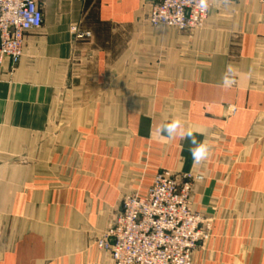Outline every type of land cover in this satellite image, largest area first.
<instances>
[{
	"label": "crops",
	"instance_id": "crops-1",
	"mask_svg": "<svg viewBox=\"0 0 264 264\" xmlns=\"http://www.w3.org/2000/svg\"><path fill=\"white\" fill-rule=\"evenodd\" d=\"M152 2L38 0L42 26L2 60L0 264H112L95 241L160 170L203 177L191 264H264V0H214L190 32L147 24ZM177 117L207 159L160 132Z\"/></svg>",
	"mask_w": 264,
	"mask_h": 264
},
{
	"label": "built area",
	"instance_id": "built-area-1",
	"mask_svg": "<svg viewBox=\"0 0 264 264\" xmlns=\"http://www.w3.org/2000/svg\"><path fill=\"white\" fill-rule=\"evenodd\" d=\"M206 3L202 8L200 0H153L145 21L180 32L198 30L214 0ZM42 23L38 0H0V64L7 59L13 70L22 57L25 35ZM89 36L88 32L76 35ZM202 179L199 174L158 171L145 192L122 198L119 212L95 246L109 255L112 264H191L194 251L211 230V222L190 205L194 183Z\"/></svg>",
	"mask_w": 264,
	"mask_h": 264
},
{
	"label": "clouds",
	"instance_id": "clouds-1",
	"mask_svg": "<svg viewBox=\"0 0 264 264\" xmlns=\"http://www.w3.org/2000/svg\"><path fill=\"white\" fill-rule=\"evenodd\" d=\"M200 6L202 8L207 6L206 0H200ZM231 74H233V69L231 66L228 68V72L223 78L224 87H230L233 83L231 79ZM160 132L166 133L169 139L179 136L182 140H187L189 142V149L193 162L199 163L209 156V145L208 142L198 141L196 139V130L192 127L185 128L182 120L180 118H173L171 122L163 123L160 125Z\"/></svg>",
	"mask_w": 264,
	"mask_h": 264
},
{
	"label": "rangeland",
	"instance_id": "rangeland-1",
	"mask_svg": "<svg viewBox=\"0 0 264 264\" xmlns=\"http://www.w3.org/2000/svg\"><path fill=\"white\" fill-rule=\"evenodd\" d=\"M14 68H15V67H14ZM14 68H13V69H14Z\"/></svg>",
	"mask_w": 264,
	"mask_h": 264
}]
</instances>
